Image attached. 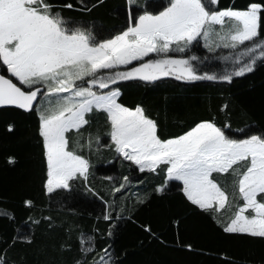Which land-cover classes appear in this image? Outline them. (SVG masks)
<instances>
[{
    "label": "snow or ice",
    "instance_id": "1",
    "mask_svg": "<svg viewBox=\"0 0 264 264\" xmlns=\"http://www.w3.org/2000/svg\"><path fill=\"white\" fill-rule=\"evenodd\" d=\"M79 3L83 5L80 11L90 12L103 0L91 7L85 0ZM218 3L126 0L124 26L103 36L86 21L64 14V9H76L69 0L62 4L55 0H0V68L6 66L10 73L0 74V108L20 109L37 118L44 193L59 195L58 190L71 191L75 186L99 195L89 183L91 163L84 149L91 152L94 139L100 147V134L94 137L91 128L92 117L103 114L115 153L131 162L130 168L135 165L140 173L160 178L150 191L137 195V203H150L153 197L175 188L194 214L213 219L223 233L264 242V124L240 128V135H232L231 123L200 119L181 134L163 138L158 121L142 103L129 107L120 99L124 86L120 82L155 84L174 77L184 82L231 83L234 77L252 73L257 59L264 63V0H251L243 9L213 7ZM199 38L209 51H238L232 57V70L218 75L202 72L191 62L196 56L174 55L187 53L194 42L199 44ZM223 108L228 109L229 104ZM14 129V124L8 125L9 132ZM85 132L87 140L83 139ZM72 133L81 137L75 147ZM9 161L14 162L15 157ZM214 173L224 175V185ZM121 180L111 189L114 197L116 193L124 196L133 183L128 175ZM120 197L104 201L106 208L98 219L115 222L123 218L120 213L130 210L118 204ZM24 204L30 210L36 206L33 199ZM44 219L51 227L52 217ZM173 222L177 226L182 223L180 219ZM141 226L156 237L150 225ZM111 228L112 223L109 237ZM71 232L69 226L68 238L61 245L65 251L73 248ZM97 239L79 234L74 264H116L110 246L99 248ZM20 240L32 243L30 236L17 235L10 243L4 240L0 251L6 254L7 248ZM180 246L194 250L191 243ZM0 264L9 261L0 258Z\"/></svg>",
    "mask_w": 264,
    "mask_h": 264
},
{
    "label": "trees",
    "instance_id": "2",
    "mask_svg": "<svg viewBox=\"0 0 264 264\" xmlns=\"http://www.w3.org/2000/svg\"><path fill=\"white\" fill-rule=\"evenodd\" d=\"M55 2L62 4L65 0ZM69 2L76 4V9H64V14L86 21L87 26L103 36L125 24L126 0H103L90 12L80 11L83 5L79 0ZM85 2L91 7L97 0ZM250 2L219 0L213 7L243 9ZM238 54L236 50L224 48L209 51L201 38L199 44L194 42L187 53H174L196 56L198 59L191 61L193 65L202 72L217 75L231 71L232 57ZM225 56L229 59L225 60ZM5 69L6 66L0 68V74L10 76ZM162 79L164 82L155 84L120 82L124 85L120 99L129 107L142 103L149 115L158 121V131L163 138L181 134L200 119L215 118L218 124L231 123L232 135H240V128L264 124V63L260 59H257L252 73L234 77L231 83L184 82L174 77ZM225 103L229 104L228 109L223 108ZM36 121L34 115L24 111L0 109V249L5 247L4 240L10 243L14 236L32 238L30 244L20 240L14 247H8L6 254L0 251V258L7 259L9 264H74L79 255L77 242L80 233L96 236L99 248L110 246L116 264H264V242L223 233L213 219L194 214L182 193L175 188L167 195L153 197L150 203H137V195L150 191L152 184L160 178L155 174L140 173L135 165L130 168L131 162L115 153L103 114L92 117L91 131L94 137L100 134V147L97 148L94 139L91 152L87 147L84 149V155L91 163L89 183L99 195L75 186L71 191L58 190L59 195H47L41 190L44 163ZM9 124L15 125L11 132L8 131ZM70 135L75 147V141L81 137L74 133ZM87 138L85 132L83 139ZM9 157H15V161L10 162ZM124 175H128L133 183L124 196L116 193L115 197H120L118 204L127 206L130 211L120 213L123 218L115 222L98 219L106 208L104 201L115 199L111 189L123 182L121 177ZM213 175L222 185L225 184L224 175ZM137 180L142 183H136ZM227 187L231 192L230 178ZM26 199H33L36 206L30 210L24 204ZM48 216L52 217L51 227L44 219ZM176 219L182 221L179 226L173 222ZM36 220L41 223H34ZM110 223L111 237L107 235ZM145 224L151 226L156 237L141 226ZM69 226L73 248L65 251L61 245L68 238ZM182 243H191L194 250L181 247Z\"/></svg>",
    "mask_w": 264,
    "mask_h": 264
},
{
    "label": "rangeland",
    "instance_id": "3",
    "mask_svg": "<svg viewBox=\"0 0 264 264\" xmlns=\"http://www.w3.org/2000/svg\"><path fill=\"white\" fill-rule=\"evenodd\" d=\"M201 40L203 41V45H204V40H203V38H201ZM208 49V48H207ZM220 49V48H219ZM215 50H218V49H215ZM214 50V51H215ZM177 54H179V53H177ZM9 75H10V73H8ZM104 91H106V90H104Z\"/></svg>",
    "mask_w": 264,
    "mask_h": 264
},
{
    "label": "water",
    "instance_id": "4",
    "mask_svg": "<svg viewBox=\"0 0 264 264\" xmlns=\"http://www.w3.org/2000/svg\"><path fill=\"white\" fill-rule=\"evenodd\" d=\"M0 109H4V108H0ZM11 109V108H10ZM18 110H20V109H18ZM21 111H23V110H21Z\"/></svg>",
    "mask_w": 264,
    "mask_h": 264
}]
</instances>
